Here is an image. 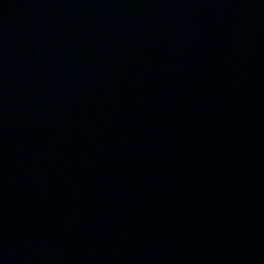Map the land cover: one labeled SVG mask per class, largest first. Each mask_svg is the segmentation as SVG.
<instances>
[{
    "label": "water",
    "instance_id": "obj_1",
    "mask_svg": "<svg viewBox=\"0 0 264 264\" xmlns=\"http://www.w3.org/2000/svg\"><path fill=\"white\" fill-rule=\"evenodd\" d=\"M0 264H264V0H0Z\"/></svg>",
    "mask_w": 264,
    "mask_h": 264
}]
</instances>
